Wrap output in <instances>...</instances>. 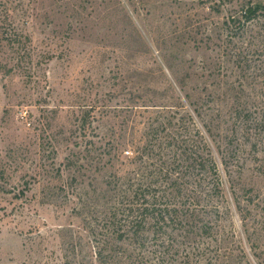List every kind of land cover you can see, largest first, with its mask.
<instances>
[{
    "label": "rangeland",
    "instance_id": "rangeland-1",
    "mask_svg": "<svg viewBox=\"0 0 264 264\" xmlns=\"http://www.w3.org/2000/svg\"><path fill=\"white\" fill-rule=\"evenodd\" d=\"M0 1L24 44L0 41V264H98L109 183L176 126L209 143L225 202L130 264H264V0Z\"/></svg>",
    "mask_w": 264,
    "mask_h": 264
},
{
    "label": "trees",
    "instance_id": "trees-1",
    "mask_svg": "<svg viewBox=\"0 0 264 264\" xmlns=\"http://www.w3.org/2000/svg\"><path fill=\"white\" fill-rule=\"evenodd\" d=\"M258 13L264 15V3L249 8L247 18ZM10 28L7 9L0 1V41L18 43L13 48L19 53L24 45L21 35L9 34ZM12 70L13 67L9 69ZM163 137L151 138L139 147L137 177H130L121 185L109 183L112 205L105 212L103 224L89 228L98 264H130V259L136 260V256L154 246L150 252L165 260L179 253L183 244L207 232L213 222L212 217H206L208 214H220L225 202L223 183L209 143L182 126L174 127ZM227 151L224 159L228 167L233 150L230 147ZM174 230L182 241L174 243L173 236H163ZM148 231L154 233L152 243L145 235Z\"/></svg>",
    "mask_w": 264,
    "mask_h": 264
}]
</instances>
